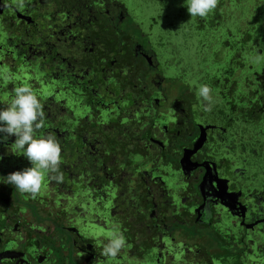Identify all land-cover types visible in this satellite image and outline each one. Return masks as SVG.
Here are the masks:
<instances>
[{"label":"flooded vegetation","instance_id":"1","mask_svg":"<svg viewBox=\"0 0 264 264\" xmlns=\"http://www.w3.org/2000/svg\"><path fill=\"white\" fill-rule=\"evenodd\" d=\"M159 2L166 14L146 11ZM230 3L205 18L177 7L173 29L166 0H0V70L15 78H0V108L32 85L64 177L20 193L6 177L31 164L14 136L0 141V264H264V66L240 76L233 61L198 58L238 52L228 28L229 47L206 46ZM162 17L182 34L177 50ZM113 229L127 246L108 261Z\"/></svg>","mask_w":264,"mask_h":264},{"label":"clouds","instance_id":"2","mask_svg":"<svg viewBox=\"0 0 264 264\" xmlns=\"http://www.w3.org/2000/svg\"><path fill=\"white\" fill-rule=\"evenodd\" d=\"M14 3L19 8L25 6V0H14ZM218 3L219 0H185L192 18L207 17L217 8ZM0 72V78L6 82H15L9 71ZM195 84V81L190 82V86ZM196 96L202 111L211 112L214 105L211 87L199 84L196 86ZM44 124V106L32 85L23 83L13 87L9 100L0 108V141H7L14 136L13 153L25 157L31 167L8 174L6 183L20 193L29 194L33 199L40 194L45 176L49 182L62 183L64 179L60 171L62 149L57 136L52 132L38 135ZM106 240L102 244L101 255L108 261H114L127 246L126 237L123 232L113 229L109 231Z\"/></svg>","mask_w":264,"mask_h":264},{"label":"rangeland","instance_id":"3","mask_svg":"<svg viewBox=\"0 0 264 264\" xmlns=\"http://www.w3.org/2000/svg\"><path fill=\"white\" fill-rule=\"evenodd\" d=\"M230 1H231V3L229 5V7L218 8L217 13L224 14V16L227 17V15H229L228 12L232 8V10H231L232 14H231L230 18H226L227 21L232 20L235 22L234 26L232 28H230V30L232 32L233 31L236 32L237 29H240L241 27H244V29H245L249 25V27H251L249 30V33H248L251 36L250 42L252 43V41L253 42L255 41L253 48H260L262 50V53L264 54V17L261 19L262 21L259 23L258 20L256 19L257 17L254 16V14H253V12L256 13V10H260L261 7L260 6H258V7L253 6L252 9L255 11H252V9H249L248 3L252 2V4H253V0H241V1L240 0H230ZM232 1H233V3H232ZM166 4L169 5L168 9L170 8V10H169L171 13L170 20H171L173 29L179 28L182 25V22L179 23L180 18L176 15L175 11L177 10V7L178 8L180 7V8H182V10H184V9L186 10V15H187L188 11H187V6L185 4V0H166ZM252 4H251V6H252ZM240 8H241V10H240ZM146 11H148V13H152V11H153L155 14L161 13V15L166 14V12H168V10L164 6L160 7V2L154 4V6H149L146 9ZM212 14H214V11H212ZM262 14L264 15V12ZM221 17L223 19V16H221ZM163 18L164 17H162V19L159 20L158 32H161L162 34H167V37L170 40L169 42L171 44L175 43L176 44L175 48L177 50V48H178L177 41L179 42V41L183 40L182 34L179 33L178 35L175 36L172 34L174 31L173 29L170 30L171 31V33H170V32H168L167 29L163 28V25L166 22V18H164V19ZM243 20H247V21L244 22ZM238 21H241V22H238ZM219 24L222 25V22H219ZM189 27L191 29V32H194L195 22H193L192 18L190 19ZM217 33L219 34L220 31H217ZM195 40L196 39L188 40L187 44L192 43ZM257 45L259 47H257ZM177 54H178V57L186 58L188 60L189 58L192 57L193 53L190 50H186L184 52L181 51L180 53H177ZM263 54L260 55V57H263L264 56ZM176 86H177V84L175 85V88H176Z\"/></svg>","mask_w":264,"mask_h":264},{"label":"trees","instance_id":"4","mask_svg":"<svg viewBox=\"0 0 264 264\" xmlns=\"http://www.w3.org/2000/svg\"><path fill=\"white\" fill-rule=\"evenodd\" d=\"M241 1V0H240ZM249 5V9H252L253 6H260L261 9L260 10H256V13L253 12L254 16H256L258 22L260 23L262 20V18L264 17V15L262 14L264 12V0H253V4L248 3ZM252 4V6H251ZM230 5V4H229ZM228 5V7H229ZM232 10V8H231ZM231 10L228 12L229 15L224 16V14H220L221 16H223L222 21V25H218V30L220 28V36H216L214 38H212V36L207 39V44L206 46H209V43H213L215 42V39L217 38L218 42H215L214 44H220L221 46H223V48L228 44L229 47V43H230V32H226L225 30L228 28H232L235 24L234 21H227L226 18H230L231 16ZM241 10V8H240ZM262 10V11H261ZM252 11H255L252 9ZM220 15H218V19L220 18ZM220 20V19H219ZM226 20V21H225ZM244 22H246L247 20H243ZM226 22V23H225ZM241 22V21H238ZM262 24V23H261ZM240 28V27H239ZM251 27H248L244 29V27H241L240 29H237L236 31H238L239 33V50L238 52L235 51H215L213 49H209V47H206V50L202 51L203 53H200V55H198V58H202V60L204 61V64H207V62L211 61H218V60H229V61H233L235 62V64H237L238 67V71H239V75L240 76H249L251 75L252 72H258V69L261 68L260 66H264V56L260 57V55H262V50L260 48H253L254 47V43L255 41L252 43L250 42V34L249 30ZM234 32V31H233ZM257 41V40H256ZM257 47H259L257 45ZM247 49H250L249 51H246ZM204 57H202V56ZM264 55V54H263ZM257 57H259V59H257ZM213 59V60H212ZM261 59V60H260ZM208 68V67H207ZM264 70V68H263ZM250 73V74H249ZM264 74V73H263ZM261 88L264 91V81L261 84Z\"/></svg>","mask_w":264,"mask_h":264}]
</instances>
